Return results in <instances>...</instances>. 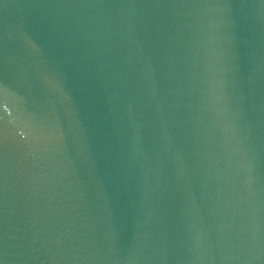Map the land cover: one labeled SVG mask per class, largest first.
Masks as SVG:
<instances>
[{
    "label": "water",
    "instance_id": "1",
    "mask_svg": "<svg viewBox=\"0 0 264 264\" xmlns=\"http://www.w3.org/2000/svg\"><path fill=\"white\" fill-rule=\"evenodd\" d=\"M0 264H264V0H0Z\"/></svg>",
    "mask_w": 264,
    "mask_h": 264
}]
</instances>
